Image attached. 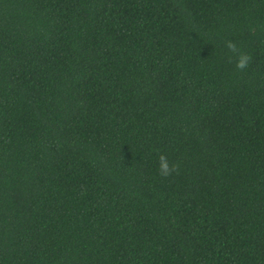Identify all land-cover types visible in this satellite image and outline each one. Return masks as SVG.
Segmentation results:
<instances>
[{
  "label": "trees",
  "instance_id": "16d2710c",
  "mask_svg": "<svg viewBox=\"0 0 264 264\" xmlns=\"http://www.w3.org/2000/svg\"><path fill=\"white\" fill-rule=\"evenodd\" d=\"M0 264H264V0H0Z\"/></svg>",
  "mask_w": 264,
  "mask_h": 264
},
{
  "label": "clouds",
  "instance_id": "9594fccd",
  "mask_svg": "<svg viewBox=\"0 0 264 264\" xmlns=\"http://www.w3.org/2000/svg\"><path fill=\"white\" fill-rule=\"evenodd\" d=\"M225 47L231 54L228 57V62L231 63L233 56L235 57V67L238 71H245L252 63V56L250 53L242 52L233 40L225 42ZM180 166L178 163L169 161L167 154L161 152L158 156V171L161 177L167 178L173 174H178Z\"/></svg>",
  "mask_w": 264,
  "mask_h": 264
}]
</instances>
